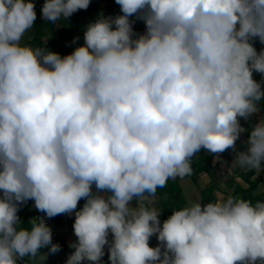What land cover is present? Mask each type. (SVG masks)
Listing matches in <instances>:
<instances>
[{
    "label": "clouds",
    "instance_id": "clouds-1",
    "mask_svg": "<svg viewBox=\"0 0 264 264\" xmlns=\"http://www.w3.org/2000/svg\"><path fill=\"white\" fill-rule=\"evenodd\" d=\"M90 3L44 0L40 15L55 25ZM115 3L62 56L23 42L35 0H0V264H45L59 215L74 216L65 264H264V202H193L163 221L151 206L201 150L264 171V117L240 122L264 102V0ZM29 201L43 215L25 223Z\"/></svg>",
    "mask_w": 264,
    "mask_h": 264
},
{
    "label": "trees",
    "instance_id": "trees-1",
    "mask_svg": "<svg viewBox=\"0 0 264 264\" xmlns=\"http://www.w3.org/2000/svg\"><path fill=\"white\" fill-rule=\"evenodd\" d=\"M102 2L105 3V9L109 10L113 16L119 15L120 8L119 5L115 3V0H91L90 6L87 10H80L73 14L68 21L61 20L57 24L53 25L50 22H45L41 18L40 9L44 0H35L37 19L33 29L28 33L29 39L27 40V44L34 47L46 46L48 49L58 52L62 56L71 53L76 47L75 43H72L74 35L78 34L83 39V32L87 24L94 21L100 13ZM255 47L259 50L264 46L256 45ZM260 115L264 117V102L261 104ZM248 135L249 133H247V136ZM213 157V154L201 150V154L198 157H192V173L183 178L191 177L196 179V177L202 172H215V162L213 161ZM239 174L246 182V186L238 184L232 196L249 200L253 204L258 201L264 202V193L259 195L253 194L259 184L258 180H253L256 170L248 169L247 171H242ZM180 179L181 178L179 177L176 179H170L165 187L157 190L156 194L159 196L160 206L167 213L172 214V210L182 209L186 204V199L184 198L183 191L179 184ZM217 188V183H215L213 185L208 184L204 189H202V203L216 201ZM83 203L84 201L82 200L80 207L83 206ZM19 215L25 223L28 221L27 217L23 213H20ZM54 218L58 223V226H61V215ZM58 243L65 251L64 256L65 259H67V256L73 251V249L68 247L69 244L61 238V234L59 235ZM103 260L105 261V264H108V258L103 257Z\"/></svg>",
    "mask_w": 264,
    "mask_h": 264
},
{
    "label": "crops",
    "instance_id": "crops-1",
    "mask_svg": "<svg viewBox=\"0 0 264 264\" xmlns=\"http://www.w3.org/2000/svg\"><path fill=\"white\" fill-rule=\"evenodd\" d=\"M104 9H105V4L102 5L100 13ZM256 45L257 46L258 45L264 46V45H261L259 42L257 44L255 43L254 46H256ZM253 75H254V79H256L257 81L261 80L260 74L254 73ZM260 117H261V115H260V113H258V114L253 115L252 118L257 120ZM244 145L245 144L243 143L240 147L237 146V149L238 150H244ZM200 154H201V151L198 152L197 154H195L194 156L198 157ZM221 157H222V161H224L226 163H222L221 159L218 158L215 155L213 157V161L215 162V172L214 173L216 174V178H217V182L216 183H218V186H217L218 188L216 190V201L217 200H221V199H225L228 196H232L234 191H235V189H236V186L238 184L241 185V186H246V182L240 176L239 173L242 172V171H247L248 170L246 168L232 167L231 161H232V159L234 157V153L232 152V150L225 151L224 153L221 154ZM216 169H217V171L219 172L220 175H218L216 173ZM205 173L211 174L209 172H202L201 174H199L196 177V179H193L195 181L194 186L198 190L204 189L202 185L201 186L199 185V180L201 178L204 180V182H206V184H205L206 186L212 182L211 178L209 176H207ZM211 177H212V175H211ZM182 179L183 178H181L179 180V184L181 186V189H182L183 195H184L186 189L183 188V185H182L183 182H181ZM230 179L232 181H229ZM220 180H222V181L224 180L226 182L221 183ZM253 180H258L259 181L258 188L254 191L253 194L259 195V194L264 193V171H257L256 170V174L254 175ZM189 186H191V184ZM230 188H233L232 193H230L231 195L227 192V191H229ZM239 196H240V194H239ZM184 198L186 199V197H184ZM158 201H159V196L156 194V196L154 198V202H153V204L151 206H154V207H156L158 209H162V207H160V201L159 202ZM81 202H82V200L80 201V203L78 205L79 207H80ZM28 203L30 205L31 210L29 208V210H27L25 212V209H22L20 211V213H23L27 217V219L29 220L31 217H34V210H32L33 208H32L31 201H29ZM186 203H187V199H186ZM163 211L164 210H162V212ZM61 217L63 218L61 226H58V223L56 222L55 227H58L60 229L61 238H63L64 241L69 244L70 242H73L76 239V237L74 236V233H73V228H72V225H73V222H74V216L71 217L69 215H64V216L61 215ZM151 243H154L153 238L150 239V244ZM43 251L46 252L47 249L43 250ZM64 254H65V251L61 247V250L58 253L50 255L48 257V259L45 262V264H65V260L66 259H65ZM104 258H108L107 254L104 256Z\"/></svg>",
    "mask_w": 264,
    "mask_h": 264
},
{
    "label": "rangeland",
    "instance_id": "rangeland-1",
    "mask_svg": "<svg viewBox=\"0 0 264 264\" xmlns=\"http://www.w3.org/2000/svg\"><path fill=\"white\" fill-rule=\"evenodd\" d=\"M105 3L104 2H102V5H104ZM105 16H113V14H111L110 13V11L109 10H106V9H104L103 11H101ZM75 37H79V40H77L76 41V43H75V46L77 47V46H79V45H82L83 43H84V41H83V39H82V37L80 36V35H78V34H75L74 35V37H73V39L75 38ZM29 38H28V33L26 34V36L24 37V43H27V40H28ZM256 44L258 43L257 41L255 42ZM216 173L218 174V175H220L219 174V172L217 171V169H216ZM207 176H209L210 178H211V181L213 180V178L211 177V174H208V173H205ZM202 179V178H201ZM199 180V185L201 186H203V188H205V184H206V182H204V180L202 179V180ZM221 181V183H224V182H226V181H222V180H220ZM229 181H232L231 179L229 180ZM181 182H183L182 183V185H183V188L184 189H186L185 190V194H184V197H186V199H187V203L185 204V206L184 207H186V206H188V205H190L191 203H193V202H201L202 203V198H203V194H202V190H198V189H196V187L194 186V183H195V181L193 180V178H191V177H188V178H183L182 179V181ZM191 184V186H189ZM217 186H218V183H217ZM191 187V188H190ZM232 191H233V188H230L229 189V191H227L229 194L230 193H232ZM231 195V194H230ZM239 197V196H238ZM264 197V196H263ZM159 202V201H158ZM161 207V206H160ZM29 208H30V205H29V203H27L25 206H23V208L22 209H25V212L27 211V210H29ZM30 210H31V208H30ZM33 210V209H32ZM171 214L170 213H167L166 211H163L162 212V215L160 216V219H165V218H168L169 216H170ZM154 240V239H153ZM75 241V240H74ZM157 242V240H155L154 241V243H156Z\"/></svg>",
    "mask_w": 264,
    "mask_h": 264
},
{
    "label": "built area",
    "instance_id": "built-area-1",
    "mask_svg": "<svg viewBox=\"0 0 264 264\" xmlns=\"http://www.w3.org/2000/svg\"><path fill=\"white\" fill-rule=\"evenodd\" d=\"M119 14H121V13H119ZM134 30L136 31V32H138V33H142V32H144L145 31V25H144V23L143 22H141V21H137L135 24H134ZM262 117V116H261ZM260 117V118H261ZM258 120V119H257ZM256 119H254V118H251V120H249V121H245V120H243V118H241V125L242 126H244L245 128H249L252 124H254L256 121H257ZM247 133L248 132H245V133H242L241 134V136H240V139L236 142L237 143V146H241L242 144H243V142L244 141H246L247 140ZM31 203H33L32 201H31ZM33 210H34V216H41V215H43L42 213H39V212H37L34 208H33ZM62 216H64V215H62ZM62 218V217H61ZM165 219H167V218H165ZM62 220H63V218H62ZM164 219H161V221H163ZM47 223L52 227V230H53V242L54 243H58V238H59V235H60V229L58 228V227H55V224H56V220H55V218H52V219H50V220H47ZM155 240H156V238L155 237H153ZM157 245V242L156 243H151L150 244V246H152V247H155ZM19 264H23V262H19ZM26 264H31V262L30 261H27L26 260Z\"/></svg>",
    "mask_w": 264,
    "mask_h": 264
},
{
    "label": "water",
    "instance_id": "water-1",
    "mask_svg": "<svg viewBox=\"0 0 264 264\" xmlns=\"http://www.w3.org/2000/svg\"><path fill=\"white\" fill-rule=\"evenodd\" d=\"M211 175H212L213 180H212V182L210 183V185H213V184H215V183L217 182V178H216V174H215L214 172L211 173Z\"/></svg>",
    "mask_w": 264,
    "mask_h": 264
}]
</instances>
